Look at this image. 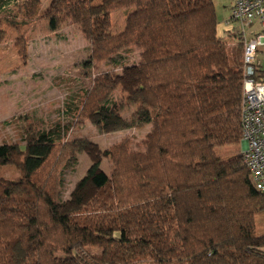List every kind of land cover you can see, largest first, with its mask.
<instances>
[{
  "label": "trees",
  "instance_id": "obj_1",
  "mask_svg": "<svg viewBox=\"0 0 264 264\" xmlns=\"http://www.w3.org/2000/svg\"><path fill=\"white\" fill-rule=\"evenodd\" d=\"M93 3L50 0L39 18L53 33L65 21L79 29L87 69L107 62L124 70L121 53L138 50L127 98L134 113L120 115L111 99L117 83L100 76L63 117L89 120L103 134L149 126L144 150L126 140L105 151L111 173L92 164L76 189L90 183L95 194L64 211L57 176L88 143L64 141L68 127L56 124L29 130L22 144H0V166L19 173L0 178V264H264L255 217L264 221V194L242 154L223 151L241 145V41L229 48L217 36L212 0ZM12 6L22 25L41 10L40 0H0V16ZM120 9L130 12L125 28L111 34L110 15ZM254 73L264 80L256 65Z\"/></svg>",
  "mask_w": 264,
  "mask_h": 264
},
{
  "label": "rangeland",
  "instance_id": "obj_2",
  "mask_svg": "<svg viewBox=\"0 0 264 264\" xmlns=\"http://www.w3.org/2000/svg\"><path fill=\"white\" fill-rule=\"evenodd\" d=\"M102 0H94L98 5ZM50 0H40L38 17L26 25L20 24L22 17L14 6L0 16V30L4 33L0 43V144H22L26 133L47 131L56 124L66 125L68 133L64 141L84 140L88 143L82 153L74 155V161L57 176L60 182L59 203L63 210L76 209L86 203L96 192L90 183L81 190L76 185L94 163L106 174L112 171V164L103 158V153L124 141H129V149L143 151L142 142L150 127L122 129L103 134L89 121L74 115H66L65 107L79 105L84 101V93L93 86L97 77H113L116 88L111 99L123 106L120 115L129 119L134 106L127 103L129 91L133 88L131 76L138 61V50L121 53V63L129 68H114L107 62L94 63L87 69L82 64L88 61L87 39L79 29L65 21L56 32H50L40 15ZM217 20L216 33L223 38L229 48L236 47L237 36H230L228 28L236 27L226 22L230 17V0H212ZM128 10L120 9L110 15V33L119 34L125 28ZM13 21V22H9ZM11 23L15 25H11ZM19 37V38H18ZM22 40L23 52L19 53L16 43ZM129 72H127V71ZM129 89V90H128ZM128 90V91H127ZM225 153L242 152L241 145L226 148ZM229 152V153H228ZM226 155L223 153L220 156ZM0 178L16 180L19 173L14 166H0ZM257 234L264 231L263 216L256 213Z\"/></svg>",
  "mask_w": 264,
  "mask_h": 264
},
{
  "label": "built area",
  "instance_id": "obj_3",
  "mask_svg": "<svg viewBox=\"0 0 264 264\" xmlns=\"http://www.w3.org/2000/svg\"><path fill=\"white\" fill-rule=\"evenodd\" d=\"M230 20L243 45V82L240 105L241 144L245 164L255 189L264 194V80L256 79L255 55L264 35L249 38L248 31L256 22L264 30V0H230Z\"/></svg>",
  "mask_w": 264,
  "mask_h": 264
},
{
  "label": "crops",
  "instance_id": "obj_4",
  "mask_svg": "<svg viewBox=\"0 0 264 264\" xmlns=\"http://www.w3.org/2000/svg\"><path fill=\"white\" fill-rule=\"evenodd\" d=\"M230 16H231V12H230ZM226 23L228 25L232 24L230 17ZM228 29H229L228 33L230 34V36H233L230 32V31H234L233 27L231 29L230 28ZM258 34L264 35V30H262L259 24L255 22L248 31V37L252 38ZM255 65L261 72L264 73V41H263V44L259 46L257 49L256 55H255Z\"/></svg>",
  "mask_w": 264,
  "mask_h": 264
},
{
  "label": "water",
  "instance_id": "obj_5",
  "mask_svg": "<svg viewBox=\"0 0 264 264\" xmlns=\"http://www.w3.org/2000/svg\"><path fill=\"white\" fill-rule=\"evenodd\" d=\"M241 147H242V149L244 148V145L243 144H241Z\"/></svg>",
  "mask_w": 264,
  "mask_h": 264
}]
</instances>
